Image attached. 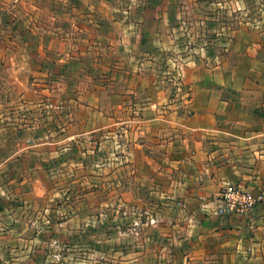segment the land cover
I'll return each instance as SVG.
<instances>
[{
	"label": "crops",
	"instance_id": "0c3cea01",
	"mask_svg": "<svg viewBox=\"0 0 264 264\" xmlns=\"http://www.w3.org/2000/svg\"><path fill=\"white\" fill-rule=\"evenodd\" d=\"M152 1L0 0V264H264V200L215 212L264 195V20Z\"/></svg>",
	"mask_w": 264,
	"mask_h": 264
},
{
	"label": "rangeland",
	"instance_id": "374dc122",
	"mask_svg": "<svg viewBox=\"0 0 264 264\" xmlns=\"http://www.w3.org/2000/svg\"><path fill=\"white\" fill-rule=\"evenodd\" d=\"M203 1L205 2V0H203ZM215 1L216 0H214L213 2L215 3ZM187 4L190 5V10L193 11L195 6L194 5L191 6L192 2H188V0H187V1H185V5H187ZM233 4L228 2V5H226L227 9H234L233 14L231 16L223 15L225 18L223 17V18L217 19L218 21L209 19V20H206L207 23H206V21L201 23V22H198V19H196V18L195 19L194 18L185 19L184 22H185V25L188 26L189 33H186V35L182 39H180L182 41L181 43L183 45V48H185V50L184 49L180 50L178 53H181V55L183 54L182 56H186V57H189V56L191 57L194 54H203V56H206V55H210L211 52H214L216 55H222L225 53L224 49H219V50L208 49L207 50V48L210 47L209 42L211 39V34H208V32L212 31V29H213V26H214L212 24L213 21H216L217 23H219V25H225V24L231 25L236 30L238 27H240L246 21H248L249 23L257 24V22L259 20H262V19L264 20V18L262 17V15H264V0H243V2H241V1L236 2L235 1ZM150 5H151V7L149 9H151V8L162 9V4L160 3L159 0H154V1L150 2ZM181 5H184V4L181 3ZM198 5H200V6L196 7V10H201L202 12L212 11V10H208V8H206L207 4L198 3ZM123 6H124V9L128 8L127 7L128 5L126 2L122 4V7ZM145 6L146 5L135 7L134 9L140 8L139 9V12H140L141 10L146 9ZM211 8L213 9V6ZM41 20L42 21L43 20L48 21V19H45V18L41 19ZM61 20L62 19H58L59 23ZM195 21H196V23H195ZM77 22L82 24V22H80V20ZM48 25H51V24L49 23ZM262 26H264V21L262 23ZM207 30H208V32L206 33L205 31H207ZM195 41H197L196 44H194ZM200 46L202 49H199ZM210 50H212V51H210ZM82 66H83V64L80 61H76V62H74L72 68H73V70H76V69H80ZM182 69H183V67H182ZM59 70L63 71L62 69H59ZM176 70H177V66L175 65L174 71L172 72V70H171V71H169L170 74H168V76H171V79H168V81L173 86L172 90L175 92L176 91L180 92V91H183L185 89H188L189 88L188 85H183L181 82L182 74H181V76H178L176 73ZM63 72H65V71H63ZM175 73H176V78H173L172 76H175ZM180 73H182V72H180ZM229 186L245 189V188H242V187H239L236 185H229ZM225 187H227V186H225ZM248 191L251 193H254L250 190H248ZM256 195L262 196V199L259 202V203H262L264 200V195L263 194H256ZM259 203H257V204H259ZM257 204H255V205H257ZM94 229L96 231L97 226H95Z\"/></svg>",
	"mask_w": 264,
	"mask_h": 264
},
{
	"label": "built area",
	"instance_id": "2783aa9c",
	"mask_svg": "<svg viewBox=\"0 0 264 264\" xmlns=\"http://www.w3.org/2000/svg\"><path fill=\"white\" fill-rule=\"evenodd\" d=\"M261 199V195H256L246 189L233 186L223 187L217 198L215 212L218 215H244Z\"/></svg>",
	"mask_w": 264,
	"mask_h": 264
}]
</instances>
